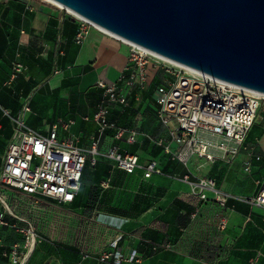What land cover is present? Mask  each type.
<instances>
[{
  "label": "crops",
  "instance_id": "0c3cea01",
  "mask_svg": "<svg viewBox=\"0 0 264 264\" xmlns=\"http://www.w3.org/2000/svg\"><path fill=\"white\" fill-rule=\"evenodd\" d=\"M57 8L38 0H0V103L17 117L22 102L30 98L29 128L47 136L53 124L73 121L69 132L90 150L98 137L93 116L103 97L98 83L121 84L129 64L128 47L95 27L78 43V22ZM15 61L25 65L27 73L8 84ZM151 99L149 91L133 89L128 107L112 108L111 120L137 129L139 136L129 144L116 140L110 130L100 141L97 163L88 161L76 200L69 206L74 215L94 216L82 225L76 248L61 250L50 244L46 252L34 248L26 253L23 237L1 228L0 264H41L44 257L64 264H102L97 256L119 237L125 256L134 250L139 256L125 264H249L253 258L264 264V206L255 202L264 181V126L257 134L252 128L248 135L250 146L257 144L262 156L261 161L253 160L250 174L240 173L246 156L242 153L233 166L194 156L185 167L158 145L160 138L170 140L169 129L149 106ZM0 122L1 175L14 127L9 118L0 116ZM69 132L60 130V138ZM114 146L139 156L135 173H126L109 157ZM152 159L160 162L163 172L145 178L144 168ZM187 174L189 181L184 179ZM200 179L216 182L214 189L204 191L206 200L192 185ZM18 192L22 193L0 185L6 202Z\"/></svg>",
  "mask_w": 264,
  "mask_h": 264
},
{
  "label": "built area",
  "instance_id": "2783aa9c",
  "mask_svg": "<svg viewBox=\"0 0 264 264\" xmlns=\"http://www.w3.org/2000/svg\"><path fill=\"white\" fill-rule=\"evenodd\" d=\"M65 11L78 22L77 42L82 43L89 29L97 27L85 18ZM121 41L128 47L129 64L121 76V84L98 83L103 97L93 116L98 124V137L90 150L82 148L79 137L69 132L73 121L53 124L47 136L29 128L30 98L22 102L17 117H12L0 103L1 119L9 118L14 127L3 158L0 185L27 196L52 199L62 205L74 203L86 164L90 161L95 165L98 161V148L103 136L112 130L116 140L126 139L129 144L136 143L139 136L137 129L120 127L110 120L112 107H128L133 89L143 91L152 83L155 85L154 100L159 122L169 129L170 136V140L160 138L157 143L170 160L188 167L192 155L214 162L216 152L226 158L228 154L236 156L243 150L247 155L244 172H252L253 160L261 161L262 156L256 146L247 145V138L259 111L264 109V94L178 64L129 41ZM26 73L27 67L15 61L8 84ZM60 130L68 131V136L61 139ZM211 139H215L212 140L215 143H211ZM109 157L128 174L135 173L140 167L137 154H124L117 146L110 150ZM162 172L160 162L152 159L144 168V177L150 178ZM190 177L187 174L184 179L189 181ZM192 185L195 191L199 190L201 199L206 200L204 191L214 189L216 182L214 179H200ZM0 201L5 206V210L0 212V229L11 228L22 233L25 246L32 251L37 242L34 225L10 211L1 196ZM255 202L264 206V181ZM7 215L14 221H10ZM122 238L112 241L99 253L97 261L102 264L138 261L135 250L128 256L124 255L119 246ZM249 264H257V259H251Z\"/></svg>",
  "mask_w": 264,
  "mask_h": 264
},
{
  "label": "water",
  "instance_id": "95a60500",
  "mask_svg": "<svg viewBox=\"0 0 264 264\" xmlns=\"http://www.w3.org/2000/svg\"><path fill=\"white\" fill-rule=\"evenodd\" d=\"M120 39L264 94V0H53Z\"/></svg>",
  "mask_w": 264,
  "mask_h": 264
},
{
  "label": "rangeland",
  "instance_id": "374dc122",
  "mask_svg": "<svg viewBox=\"0 0 264 264\" xmlns=\"http://www.w3.org/2000/svg\"><path fill=\"white\" fill-rule=\"evenodd\" d=\"M38 1H42L44 3H50L44 0H38ZM51 4L52 3H50V5ZM54 7L57 8L58 6L54 5ZM57 9H61V8L59 7ZM62 10L65 11L64 9ZM151 88L152 87H150V89ZM256 121L257 122L255 124V127H253L252 130L253 134H257V132L260 129H262L264 126V109H261L259 111ZM171 127L173 128V126ZM263 137H264V131L262 138ZM242 151L243 150L239 151V153L236 156L228 154L226 158H224L222 154H218V152H216V154H214L215 155L214 162H219L220 164H226L227 166L228 165L233 166L235 163H237L235 160L238 158L239 154L241 153L246 154V152L244 153V151L243 152ZM194 156L195 155H192V158ZM252 169H253V164H252ZM240 173L244 174L242 165H241ZM5 187L11 188L9 186H5ZM7 203L17 217H20L22 219H28L34 225L37 235L36 250H38L39 253L46 252V250H48V245L50 244L59 245L61 247V250H63V248L71 247L68 245H73L72 248H76L75 245H78L80 242L82 225L85 224L86 221L92 220L94 216L93 214L90 213L74 215L69 205L68 206L62 205L59 204L57 201L44 197L27 196L19 192L17 197L11 198L10 201H7ZM14 231H16V233H19L23 237V240L25 242L24 239L25 236H23L22 233L18 232L15 229ZM26 253H29L28 249H26ZM41 264H64V263L62 262V260L58 261L57 259L54 261L52 260L48 261V257H44L43 260L41 261Z\"/></svg>",
  "mask_w": 264,
  "mask_h": 264
},
{
  "label": "bare ground",
  "instance_id": "6f19581e",
  "mask_svg": "<svg viewBox=\"0 0 264 264\" xmlns=\"http://www.w3.org/2000/svg\"><path fill=\"white\" fill-rule=\"evenodd\" d=\"M44 1L50 2V3H52V4H54V5L58 6V7H60L61 9L67 10L68 12L77 15V14L74 13L72 10L68 9L67 7H65V6H63L62 4L57 3V2H55V1H53V0H44ZM77 16H79V15H77ZM95 26H96V25H95ZM96 27H97L99 30H101L102 32L106 33V34H109V35H111V36H113V37H115V38H118L119 40H123V39H120L119 37H117V36H115V35L109 33L108 31H106V30H104V29H102V28H100V27H98V26H96ZM124 41H126V40H124ZM210 142H211V143H215V142L212 141V139L210 140ZM2 200H3V202L6 204V206L8 207V209H9L10 211H12L11 208H10V206H9L8 203L6 202V200H5L4 198H2ZM12 212H13V211H12Z\"/></svg>",
  "mask_w": 264,
  "mask_h": 264
},
{
  "label": "trees",
  "instance_id": "16d2710c",
  "mask_svg": "<svg viewBox=\"0 0 264 264\" xmlns=\"http://www.w3.org/2000/svg\"><path fill=\"white\" fill-rule=\"evenodd\" d=\"M150 87H152L151 89H150ZM143 91H149L150 93H151V101H150V104H149V106H152V108L155 110V112H156V102H155V100H154V92H155V85L152 83V84H150V86L148 87V89H146V90H143ZM130 96H131V94H130ZM129 105H130V102H129ZM115 107V106H114ZM113 108V107H112ZM112 110V109H111ZM157 113V112H156ZM111 114V113H110ZM158 116V115H157ZM110 120H111V118H110ZM159 120V119H158ZM112 121V120H111ZM112 122H114V121H112ZM116 123V122H115ZM117 124V123H116ZM256 124V123H255ZM255 124L253 125V127H255ZM252 127V128H253ZM251 128V129H252ZM251 131V130H250ZM249 135V134H248ZM247 145H250V143H249V140H248V138H247ZM256 147L258 146L257 144H254ZM254 145H252V146H254ZM178 163V162H177ZM179 164V163H178ZM162 166V165H161ZM8 216H10V215H7V217ZM10 218H11V216H10ZM9 219V218H8ZM12 219V221H14V219L13 218H11ZM36 248V247H35ZM36 250V249H35Z\"/></svg>",
  "mask_w": 264,
  "mask_h": 264
}]
</instances>
